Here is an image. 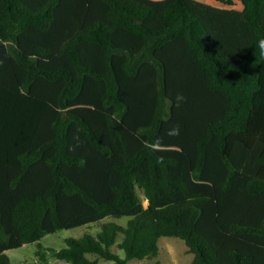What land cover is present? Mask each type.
I'll list each match as a JSON object with an SVG mask.
<instances>
[{
  "label": "trees",
  "instance_id": "1",
  "mask_svg": "<svg viewBox=\"0 0 264 264\" xmlns=\"http://www.w3.org/2000/svg\"><path fill=\"white\" fill-rule=\"evenodd\" d=\"M261 41L264 0H0V264H264Z\"/></svg>",
  "mask_w": 264,
  "mask_h": 264
},
{
  "label": "rangeland",
  "instance_id": "2",
  "mask_svg": "<svg viewBox=\"0 0 264 264\" xmlns=\"http://www.w3.org/2000/svg\"><path fill=\"white\" fill-rule=\"evenodd\" d=\"M143 200V206H148V200L145 199L143 194H141ZM128 218L123 217L120 219L107 218L106 221H114L120 225H125ZM86 232L93 235L97 232V227H92L86 229V227H77L72 229H63L53 234H48L40 240V244L43 247L53 248L56 250H61L67 247L66 239L68 238H80ZM160 248L159 256L151 261H157L158 264H189L191 260V255L187 254L185 251L184 242L180 239L164 237L158 242ZM38 248L37 243L26 244L21 248L13 249L7 251L10 257L11 264H29L35 262V252ZM120 257H124L123 251H118ZM65 263V262H64ZM148 261L134 260L129 264H147ZM68 264V263H67ZM104 264H110L104 262Z\"/></svg>",
  "mask_w": 264,
  "mask_h": 264
},
{
  "label": "crops",
  "instance_id": "3",
  "mask_svg": "<svg viewBox=\"0 0 264 264\" xmlns=\"http://www.w3.org/2000/svg\"><path fill=\"white\" fill-rule=\"evenodd\" d=\"M36 260V259H35ZM65 261H60V260H57V259H52V260H50V264H67V262H65ZM69 264V263H68Z\"/></svg>",
  "mask_w": 264,
  "mask_h": 264
},
{
  "label": "clouds",
  "instance_id": "4",
  "mask_svg": "<svg viewBox=\"0 0 264 264\" xmlns=\"http://www.w3.org/2000/svg\"><path fill=\"white\" fill-rule=\"evenodd\" d=\"M259 48H260V54L264 55V41L260 42Z\"/></svg>",
  "mask_w": 264,
  "mask_h": 264
}]
</instances>
